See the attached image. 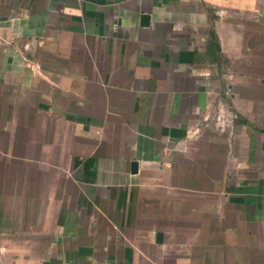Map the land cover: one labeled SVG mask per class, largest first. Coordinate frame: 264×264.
<instances>
[{
  "label": "crops",
  "instance_id": "obj_1",
  "mask_svg": "<svg viewBox=\"0 0 264 264\" xmlns=\"http://www.w3.org/2000/svg\"><path fill=\"white\" fill-rule=\"evenodd\" d=\"M0 264H264V0H0Z\"/></svg>",
  "mask_w": 264,
  "mask_h": 264
},
{
  "label": "built area",
  "instance_id": "obj_2",
  "mask_svg": "<svg viewBox=\"0 0 264 264\" xmlns=\"http://www.w3.org/2000/svg\"><path fill=\"white\" fill-rule=\"evenodd\" d=\"M236 115L231 110L218 103L212 113L203 116L200 120L193 124V127L186 130V135L189 137H197L203 127L211 125L216 131L229 133L232 132Z\"/></svg>",
  "mask_w": 264,
  "mask_h": 264
},
{
  "label": "water",
  "instance_id": "obj_3",
  "mask_svg": "<svg viewBox=\"0 0 264 264\" xmlns=\"http://www.w3.org/2000/svg\"><path fill=\"white\" fill-rule=\"evenodd\" d=\"M130 166H131V170L134 171L135 170V166H136L135 163L132 162Z\"/></svg>",
  "mask_w": 264,
  "mask_h": 264
}]
</instances>
